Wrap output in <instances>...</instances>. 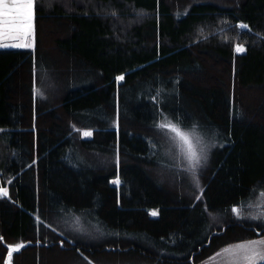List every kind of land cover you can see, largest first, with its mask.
<instances>
[{
    "label": "trees",
    "instance_id": "obj_1",
    "mask_svg": "<svg viewBox=\"0 0 264 264\" xmlns=\"http://www.w3.org/2000/svg\"><path fill=\"white\" fill-rule=\"evenodd\" d=\"M34 37L0 48V264H197L264 233L231 211L264 192V0H36ZM164 118L216 141L200 191L159 173Z\"/></svg>",
    "mask_w": 264,
    "mask_h": 264
},
{
    "label": "rangeland",
    "instance_id": "obj_2",
    "mask_svg": "<svg viewBox=\"0 0 264 264\" xmlns=\"http://www.w3.org/2000/svg\"><path fill=\"white\" fill-rule=\"evenodd\" d=\"M225 28H226V33H228L227 35L225 33L223 34V31ZM225 28L223 29V27H219V29H216V30L215 28H213L212 31H214V33H219L225 39H228L229 36H231L234 32H236L231 25H228ZM235 37L237 39L238 35H236ZM16 43L17 41L4 40L2 43H0V48H21V47L14 46ZM34 44H35V37H34ZM24 49H33V48H24ZM37 76H38V82H39L37 85V89H39V92H37V94L40 96L41 99H46L50 97V93L52 97L56 96L59 93L58 86L56 84V79L55 81H52L51 75L46 74L45 71L41 69ZM117 81L121 82L123 80L117 79ZM40 93H43V95H40ZM168 122H170V120L164 118L160 120L158 124H164ZM182 129L190 136L193 142V145L196 148V151L198 154L202 155L203 151L205 150V147L207 145H210L212 142H215L216 144V141L214 140L212 136H210V134L205 133L204 130H202L201 128H198L197 126L191 127V128L182 127ZM84 131H91L92 133V129H84L82 131V135ZM155 131L159 136L158 144H156L157 149H155V151H157L159 155L161 156V159L159 161V164H160L159 173L163 175L165 179L164 181H166L169 186L183 188L182 190L186 192L188 191V193H194L197 189H199L200 191V187H197V180L200 183L199 175L201 174L202 171L206 170L207 168L206 166L208 165L210 161L211 152L214 147H212L210 152L208 153L207 163L205 164L203 159H201V165L203 166H197V168L192 169L190 162L187 158V147L182 146V142L178 138L175 137V134L169 130L160 129L158 127H155ZM84 137H90V136H84ZM183 182H186L187 189H184ZM179 185L182 187H180ZM237 207L239 208L240 215H241V218L238 219L239 221L250 223L255 227H257L258 225L264 224V220H254L250 218L252 216L264 214V192L258 193L249 202H247L246 204H240ZM232 213L234 217L237 219L236 214L234 212ZM59 224H61L62 226L66 228L78 229L80 231L82 230L88 235L95 229L93 228L95 227L94 225L90 227H88L87 224H84V225L81 224V225L76 226L75 223H72L69 219L61 220ZM261 231L262 230L258 231L260 233L258 236H256L255 238H250V239H260L261 237H264V233L263 231L262 232ZM245 240H248V239H245ZM241 241H244V240H241ZM241 241H237V242L225 245L224 247L219 249L215 254H213L210 258L200 263H197V264H233V257L231 253L226 252L224 249L230 245H235ZM21 244L23 246L25 245L24 242H18L13 245H21ZM14 251H12V253ZM12 253H11V257H9V252H8L5 264H9V262L11 264Z\"/></svg>",
    "mask_w": 264,
    "mask_h": 264
},
{
    "label": "snow or ice",
    "instance_id": "obj_3",
    "mask_svg": "<svg viewBox=\"0 0 264 264\" xmlns=\"http://www.w3.org/2000/svg\"><path fill=\"white\" fill-rule=\"evenodd\" d=\"M36 0H0V43L4 40L17 41L14 45L21 48H34V19H35ZM241 29H248L249 26L241 23L239 25ZM6 46V45H4ZM246 49L241 45L235 46V51L243 52ZM118 80H123L124 77H117ZM39 92V89H35ZM43 95V93H40ZM152 99H155L153 97ZM156 127L160 129H166L175 134V137L182 142V146L187 147V158L190 162L191 168L195 169L201 165V159L204 163H207L208 153L212 147H215V142L205 147L203 154H198L196 148L190 136L182 129L180 122H168L164 124H156ZM118 127V116H117ZM196 127V123L193 124ZM200 127H204L201 125ZM79 131V130H78ZM91 131H84V136H91ZM222 146V145H221ZM116 163L119 164V149L117 148ZM114 183H119L117 179ZM197 187H199V181L197 180ZM264 187V186H262ZM203 189H201V192ZM251 191L255 192V189ZM7 189L0 187V197L7 196ZM199 199V197H197ZM243 203V202H241ZM237 216V219L241 218L239 208L233 206L231 209ZM153 215H157L156 211H153ZM254 220H264V214L250 217ZM79 219V218H77ZM260 228H264V224L258 225ZM23 245H10L9 257L14 250H18ZM226 252L231 253L233 257V264H264V237L260 239H248L241 241L235 245H230L224 249ZM10 264V262H9Z\"/></svg>",
    "mask_w": 264,
    "mask_h": 264
}]
</instances>
